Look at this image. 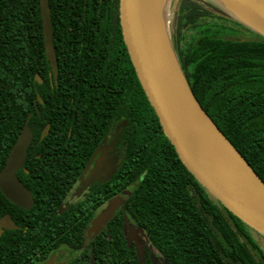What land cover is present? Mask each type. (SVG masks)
<instances>
[{
	"label": "trees",
	"instance_id": "16d2710c",
	"mask_svg": "<svg viewBox=\"0 0 264 264\" xmlns=\"http://www.w3.org/2000/svg\"><path fill=\"white\" fill-rule=\"evenodd\" d=\"M173 3L174 43L185 26L194 30L183 48L169 30L193 95L264 182V37L214 0ZM48 5L57 82L44 55L39 0H0V168L28 113L29 125L42 122L38 117L57 114L61 99L77 95L88 101L89 85L103 91L108 83L111 107L114 101L125 105L129 118L127 169L141 177L130 201L164 256L171 264H264L250 228L199 184L165 136L123 42L118 0H48ZM206 6L252 36L211 33ZM0 200L7 202L1 193ZM22 242L27 240L20 233L0 234V264H12L11 244Z\"/></svg>",
	"mask_w": 264,
	"mask_h": 264
},
{
	"label": "flooded vegetation",
	"instance_id": "af4514ba",
	"mask_svg": "<svg viewBox=\"0 0 264 264\" xmlns=\"http://www.w3.org/2000/svg\"><path fill=\"white\" fill-rule=\"evenodd\" d=\"M89 86L88 101L77 95L61 99L55 116L29 125L30 113L26 122L31 138L16 177L32 203L19 206L0 191L7 200H0V217L7 215L14 225L0 226V234L9 230L27 240L11 244L12 264H171L130 201L141 177L127 169L125 105L114 101L111 107L108 83L103 91ZM119 194L122 203L107 217Z\"/></svg>",
	"mask_w": 264,
	"mask_h": 264
},
{
	"label": "water",
	"instance_id": "95a60500",
	"mask_svg": "<svg viewBox=\"0 0 264 264\" xmlns=\"http://www.w3.org/2000/svg\"><path fill=\"white\" fill-rule=\"evenodd\" d=\"M164 0H118V17L123 42L145 95L151 104L165 136L179 159L192 176L219 204L238 217L245 225L264 236V182L219 130L193 95L180 67L171 42ZM235 20L264 37V0H234L243 11H235L223 0H214ZM44 55L55 82L57 58L52 40L48 0H39ZM162 33L172 66L182 86V101L172 80L171 70L161 53ZM40 83V77L35 74ZM36 99L42 98L37 93ZM10 147L0 169V191L15 204L28 208L30 192L16 177L22 166L31 131L26 122ZM46 131V130H45ZM119 131L115 128L112 138ZM113 197L105 214L110 216L123 201ZM100 217V216H99ZM97 218V222L103 216ZM0 226L14 227L7 215L0 217Z\"/></svg>",
	"mask_w": 264,
	"mask_h": 264
},
{
	"label": "rangeland",
	"instance_id": "374dc122",
	"mask_svg": "<svg viewBox=\"0 0 264 264\" xmlns=\"http://www.w3.org/2000/svg\"><path fill=\"white\" fill-rule=\"evenodd\" d=\"M201 2V1H200ZM203 4V3H202ZM168 7L166 11V16L168 19V28L171 32L173 43L175 41V38L177 35L174 34V28L173 25L175 24V17H176V6L173 3V0L168 1ZM207 7V6H206ZM211 11V18L209 17V21L212 23L214 31L211 33H215L216 35H220L222 37H230V38H245V37H251L252 34L249 30H246L242 25L238 24L234 19L227 17L224 15V17H220V13L211 7H207ZM170 16L172 17L171 20ZM223 16V15H221ZM174 22V24H173ZM182 35H179V40L174 43L177 46L184 47L185 42H187L190 39V35L194 33V30H191L189 27L185 26L184 29H181ZM210 33V32H209ZM176 34V32H175ZM251 236L257 241L259 247L264 251V236L259 234L258 232L254 231L253 229H248ZM228 264H239L230 260H227Z\"/></svg>",
	"mask_w": 264,
	"mask_h": 264
},
{
	"label": "bare ground",
	"instance_id": "6f19581e",
	"mask_svg": "<svg viewBox=\"0 0 264 264\" xmlns=\"http://www.w3.org/2000/svg\"><path fill=\"white\" fill-rule=\"evenodd\" d=\"M162 1V6H163V2L164 0H161ZM224 2H226V4L231 7L232 9H234L235 11H240L242 12L243 11V8L237 4L234 0H223ZM159 39H160V44H161V53L164 57V60L166 62V64L168 65V67L170 68L171 70V75H172V80H173V83L175 85V88L180 96V100L182 101V86L180 84V81H179V78L177 76V73L176 71L174 70L173 66H172V59H171V56L167 50V48L165 47V42H164V39H163V36H162V33L160 32L159 33ZM182 103L184 104V102L182 101Z\"/></svg>",
	"mask_w": 264,
	"mask_h": 264
}]
</instances>
